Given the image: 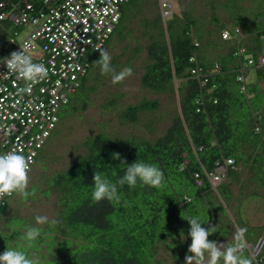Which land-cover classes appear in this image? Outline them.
I'll return each mask as SVG.
<instances>
[{"label":"trees","instance_id":"trees-1","mask_svg":"<svg viewBox=\"0 0 264 264\" xmlns=\"http://www.w3.org/2000/svg\"><path fill=\"white\" fill-rule=\"evenodd\" d=\"M8 1H11L10 7L15 0ZM26 1L33 2L39 9L43 6L42 0ZM133 1L130 0L127 4ZM184 16L180 19L178 15L172 16L174 23L167 26L169 39L164 37V31L161 40L151 35L147 51L152 62L147 65L141 78L142 85L155 93L174 92V82L179 81L182 84L177 87L182 96L172 125L153 143L115 139L107 135L87 139L88 154L77 157L66 170L49 177L42 194L49 196L54 190L60 191L59 210L49 220H57L58 223L52 229L48 223L46 227H40L41 235L36 242L38 244L28 245L25 250L28 256L29 246L39 249V245L46 244L50 258L37 261L38 264H162V260H155L156 254L162 242L169 236L178 237L184 234L191 241L190 225L184 226L182 219H189L185 210L193 199L204 201L208 194L214 192L217 203H224L226 200L232 202L235 196L228 187L233 185L234 178L239 177L240 166L249 168L253 174L251 180L258 178L257 183L264 187V90L260 85L264 81V67H254L257 77H251L246 82V91H243V83L237 80L240 62L234 55V43L226 55H218L211 62H201L210 72L216 64L219 66L203 87L189 72L190 57L201 49L195 46L193 37L201 40L202 36L198 30L195 32L194 21L186 14ZM155 22L163 27L161 13L150 23L145 20L146 26ZM235 24L242 27L246 36L253 32L240 15L237 16ZM173 27L175 34H171ZM219 27L221 36L226 30L233 32L239 28L226 29L224 25ZM14 28L16 27L10 18L0 21V42L4 47L9 45L7 38L13 36L11 33ZM124 30L121 17L103 49L114 36L120 41L127 38ZM256 41L257 46L248 47L255 59L264 51V28L256 36ZM96 53L98 52L90 57V65ZM198 56L201 59L200 54ZM116 64L113 63L114 66ZM88 74L80 80L79 90L74 96L78 98L75 101L72 99L59 110L58 123L63 114L71 117L89 106L87 95L81 94V90L87 88ZM93 89L95 87L89 91ZM201 94L205 100L204 109L197 103ZM158 106V100L141 103L129 107L125 115L131 121H136L139 111L156 109ZM199 108L200 112L197 111ZM43 152L45 151L40 152L39 156ZM113 153H119L120 159L113 160ZM223 159H231L233 163L225 180L214 189L206 172L213 171L215 163ZM136 160L154 164L163 172L162 187L153 188L138 181L135 188L127 184L118 185V203L109 202L107 199L100 202L93 200L94 173L98 172L115 183L123 177L128 164ZM194 174H199L200 186L197 185ZM30 185H36L38 189L37 184ZM255 193L256 191L248 192L247 196ZM11 199L2 208V217L7 214ZM235 200L240 201L241 196ZM209 212V217L215 215L211 209ZM12 217L14 216L8 218V223L12 222ZM20 220V224L12 222L16 224L14 235L21 233L18 227H35L28 224L24 217H20ZM213 237L215 236L211 235L212 240ZM261 239L264 240V237L258 236L257 244ZM185 247L186 244L182 246L183 249ZM5 250L6 248H1L0 254ZM256 258L258 263L264 262V242ZM184 263L185 258L178 255V264Z\"/></svg>","mask_w":264,"mask_h":264},{"label":"rangeland","instance_id":"rangeland-1","mask_svg":"<svg viewBox=\"0 0 264 264\" xmlns=\"http://www.w3.org/2000/svg\"><path fill=\"white\" fill-rule=\"evenodd\" d=\"M175 2L178 19L185 17L184 14H186L194 21L195 32L198 30L202 36L201 40H198L201 48L200 60L203 63L216 60L218 55L227 54L234 42L229 40L224 43L219 26L224 25L226 29L239 27L243 31L241 26L235 24L239 15L253 31L247 36L244 31L242 32L246 36L245 44L248 47L257 46L256 36L264 28V0H175ZM160 13L159 0H134L125 5L122 22L127 38L120 41L114 36L105 50L111 55V64L116 72L129 67L132 69V75L114 85L111 82V74L102 75L100 66L95 63L100 58V53L93 56L87 88L81 90V94L87 95L89 106L86 110L71 117L62 115L58 128L44 149L45 152L38 157L40 163L37 162L29 173L28 191L33 194L27 198L14 195L10 200L7 214L1 218L0 249L8 247L25 252L28 245L38 244L37 239L33 242L25 239L28 228L18 227L21 233L14 235L15 225L20 224V217H24L32 226L46 227L47 223L37 225L35 218L36 216H47L50 220L56 215L59 210L60 191L54 190L49 196L43 195L42 191L46 188L51 175L66 170L77 157L88 154L87 139L107 135L115 139L153 143L172 125L179 111V99L182 96V92L180 93L177 87H181L182 84L175 81L174 92L155 93L145 88L141 82L147 65L152 62L147 51L151 35L161 40L164 31V37L169 39L167 26L174 23L171 17L167 19L166 24L163 23L162 28L157 22L146 26L145 20L150 23ZM30 29L29 27L14 28L13 32L18 31L17 41L23 42L31 31ZM171 30V34H175V28ZM214 46H222V48ZM260 55L264 56V51ZM113 63L117 64L114 66ZM250 74L253 78L257 77L254 68L250 67ZM94 87L93 91H89ZM77 98L78 96L74 97V101ZM154 100L159 101L156 109L139 111L136 121H131L126 117L125 113L129 107ZM238 176L232 180L234 183L228 187V190L234 193L235 199L241 196L240 201L234 199L232 202L226 200L224 203H217L214 192H211L204 198V201L193 199V202L186 208L185 215L187 214L188 218H198L206 229L215 226L216 232L212 234L215 237L212 240L210 235L208 239L217 243L232 244L236 230L245 229L246 247L242 249V255L251 258L255 264L252 255L255 252L249 249V245H256L258 236L264 237V187L257 183L258 178L251 180L253 174L247 167L240 166ZM32 183L37 184L38 189L36 185L31 186ZM253 191L256 193L247 196L248 192L253 193ZM210 209L215 212L214 216L212 214L209 217ZM11 216H14L11 221L16 223L15 225L10 221L8 223V218ZM182 224L186 226L189 223L183 218ZM190 243V239L184 234L178 237L169 236L165 242H162L155 260H162V264H178V255L181 258L190 255L188 253ZM185 244L186 247L183 249L182 246ZM28 252V258L36 261L50 258L46 244L39 245V249L29 246ZM221 264H223L222 261Z\"/></svg>","mask_w":264,"mask_h":264},{"label":"built area","instance_id":"built-area-1","mask_svg":"<svg viewBox=\"0 0 264 264\" xmlns=\"http://www.w3.org/2000/svg\"><path fill=\"white\" fill-rule=\"evenodd\" d=\"M129 1L42 0L43 6L39 9L26 0L12 1L10 7L11 1L0 0V20L10 18L17 28H31L23 42L17 41L18 31L8 38L6 47L0 42V59L9 57L23 46L34 63L43 64L48 69L45 80L26 84L17 75L5 76L6 66L0 64V154L10 151L23 154L31 161L32 169L40 149L56 127L59 110L79 88L80 80L87 76L90 57L104 46L120 21L123 6ZM159 5L164 20L176 13L175 0H159ZM237 33L240 29H236ZM233 36L228 31L224 33V38L232 39ZM238 44L234 53L240 62L237 80L243 83L242 90L246 91V82L251 79L249 66L263 68L264 57L256 60L247 55L241 40ZM189 64L192 78L202 86L219 68L216 64L210 72L196 54L190 57ZM25 87H31V92H21ZM261 88L264 90V81ZM197 103L205 108L202 94ZM232 163L231 159L217 161L213 171L206 172L213 188L225 180ZM194 178L200 186L199 174ZM10 198L0 201V214Z\"/></svg>","mask_w":264,"mask_h":264},{"label":"clouds","instance_id":"clouds-1","mask_svg":"<svg viewBox=\"0 0 264 264\" xmlns=\"http://www.w3.org/2000/svg\"><path fill=\"white\" fill-rule=\"evenodd\" d=\"M176 8H177V4H176ZM174 15H176V13ZM163 21L164 24H166L167 20L163 19ZM236 29H240V28H236ZM236 29L233 32L231 30H226L232 35H235L233 36L232 39L224 38V33L226 32L224 31L222 33L223 40L226 41L231 40V42H234L236 46L235 51L237 50L239 45L238 40H241L242 46L247 49V55H250L254 58L255 56L249 52L248 45H246L244 42L246 36L242 33L241 29H240V33L235 34ZM15 32L16 31L12 32L11 35H14ZM112 34H110L107 40L110 39ZM107 40L104 46L106 45ZM193 42L195 46L196 44H198L196 47H200V43L196 39V37L195 38L193 37ZM104 46L102 48L97 49V52L100 53V58L97 61H95V63L100 66V71L102 75L111 74V82L114 85L119 84L126 77L132 75V69L126 67L120 70L119 72H116V69L111 64L112 57L108 51L103 49ZM194 54L197 55L201 63L202 61L198 56L200 54V51L199 53L195 52ZM259 55L257 56L256 60L260 57H264L262 55L260 56ZM0 64H4L6 66L7 71L3 73L5 76L17 75L19 78L23 79L26 82V84L39 82L45 80L48 77V69L43 64L34 63L32 56L26 52L25 47L23 46H20L19 51H13L9 57L0 59ZM189 72H190V67H189ZM78 90L79 89H77L76 92L73 95H71L69 102L72 99H74V96L76 95ZM21 92L30 93L31 87H25L21 89ZM262 108L263 107H261V111H263ZM58 121H59V113H58V120L56 127L51 132V135L46 141L45 145L42 147V149H40L36 157V160L40 152H42L45 149V147L50 143L49 141L54 131L58 128V124H59ZM112 158L113 160H118L120 159V154L113 153ZM36 160L34 166L30 170L31 161L28 158H26L23 154H20L16 151H10L5 154H0V201H4L6 197L13 198L14 194L19 195L23 198H27L29 195L33 194L28 191L29 172H31L33 168L36 166ZM121 162L125 163L123 161ZM163 180H164V174L157 166H155L154 164H148L136 160L134 163L128 164V167L126 168L123 177L118 179L115 183L110 182L106 178L102 177V175L99 174L98 172L94 173L93 176L94 189L92 192V198L95 202H100L104 199H107L109 202L115 201L118 203L120 200V195L118 193V185L123 186L124 184H127L129 187L135 188L137 182L139 181L143 185L150 186L153 188H160L162 187ZM0 215H1L0 217V222H1V218L3 215L2 210ZM35 220L37 225H44L48 223L51 226H55L58 223L57 220L49 221L47 216H36ZM187 221L190 225L189 236L191 237V243L188 248V253H190V255L185 256V264H221V261L223 262V264H253V260L251 258H247L242 255V249L246 247L245 229L238 228L236 230L232 244L217 243L216 241H209L208 239L210 235L216 232L215 226H211L206 229L202 227L203 223H201L198 218H189L187 219ZM40 235H41L40 228L29 227L25 233V239L29 242H33ZM181 239L183 241V237H181ZM263 242L264 240L261 239L259 243L256 245V247H253V245H249L250 246L249 249L254 250L255 252V254H253L251 251L256 264H258L256 255H258V253L260 252L263 246ZM0 264H38V262L34 259L28 258L26 253L23 251L6 247V250L2 254H0Z\"/></svg>","mask_w":264,"mask_h":264},{"label":"bare ground","instance_id":"bare-ground-1","mask_svg":"<svg viewBox=\"0 0 264 264\" xmlns=\"http://www.w3.org/2000/svg\"><path fill=\"white\" fill-rule=\"evenodd\" d=\"M54 236V235H53Z\"/></svg>","mask_w":264,"mask_h":264}]
</instances>
